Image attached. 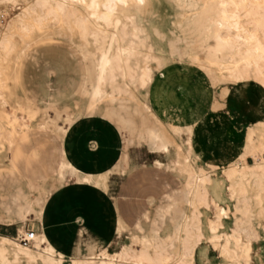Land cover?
<instances>
[{"label":"bare ground","instance_id":"6f19581e","mask_svg":"<svg viewBox=\"0 0 264 264\" xmlns=\"http://www.w3.org/2000/svg\"><path fill=\"white\" fill-rule=\"evenodd\" d=\"M166 2L170 38L165 49L173 60L209 69L219 81L246 85L252 79L259 83L262 94L254 93L253 106L263 113V120L250 127L247 148L254 152L258 146L264 147V16L260 10L252 6L253 0ZM125 3L127 7L123 6ZM0 4L20 6L16 18L9 23L8 32L0 38V168L14 167L12 147L15 139L31 127L28 122L19 126L20 130L15 129L7 105L18 113H12L15 122L25 118L19 114L21 111L36 127L56 133L63 144L58 169L48 179L38 183L29 181L31 186L23 197L24 206L16 205L12 210L0 201V221L16 224L18 235L28 233L27 224L36 226L30 246L0 235V264H64L66 259H70V264H112L115 259L122 264H194L196 249L203 240L223 241L220 253L230 264H248L251 234L245 222L252 217L250 197L257 200L253 208L262 210L264 215V157L255 158L253 164L237 161L224 171L229 195L235 201L231 210L233 216L229 217L227 208L212 196V179L203 172L202 157L194 152L195 127L165 123L152 112L151 100L137 107L135 115L128 110L127 102L133 96L129 87L135 92L143 89L145 95H149L157 75L168 66L166 58L163 60L153 53L159 49L156 39L158 42L166 39V35L150 23L158 11V3L155 6L154 0H143V5L138 0H0ZM58 37L75 45L74 50L84 64V101L77 103L72 112L61 109L65 115L54 111L55 117L51 119L47 109L34 107L27 97L18 96L16 86L20 84L19 69L23 59L40 44ZM98 105L102 106L103 119L118 131L127 133V136L121 135L126 148L145 145L155 155L150 164L184 179L187 211L180 216L171 233L164 235L159 229L151 234L129 230L128 242L119 251L109 252L106 248L83 256L77 242L70 239L72 230L62 227L49 232L45 209L53 192L67 188L69 179L77 185L105 189L110 171L125 174L132 165L129 152H119L112 168L98 172L90 164L85 169L82 158L65 145L68 130L76 118H91ZM60 119L65 126L58 124ZM169 156L171 160L164 159ZM225 182L217 179L224 196ZM207 196L212 197L207 199ZM12 198L15 203L17 198ZM211 206L215 209V217L205 219L206 229L203 230L199 207L207 210ZM226 217L230 218L229 226L222 223ZM243 236L246 243L242 241ZM58 238L71 240L67 250ZM239 251L245 254V261L239 258Z\"/></svg>","mask_w":264,"mask_h":264},{"label":"rangeland","instance_id":"374dc122","mask_svg":"<svg viewBox=\"0 0 264 264\" xmlns=\"http://www.w3.org/2000/svg\"><path fill=\"white\" fill-rule=\"evenodd\" d=\"M154 1L155 6L158 3L156 7L158 11L155 17L151 18L150 23L160 27L157 30H161L160 32L166 35V39L160 42L156 39L159 49H155L153 53L161 56L163 60L166 58L164 61L168 66L157 75L149 95H145L146 91L143 89L135 92L132 86L129 87L133 96L127 102L128 110L135 115L134 110L137 107L146 100H151L152 112L165 123L195 127L194 152L202 157L200 162L203 172L212 179L210 184L213 188L212 196L221 201L219 203L227 208L229 217H232L231 210L235 201L229 195L228 181L224 171L237 161L244 160L246 163L253 164L255 158L264 157V147L258 146L254 152L247 148L250 127H254L256 121L263 120V113L253 106L255 105L254 93L261 96L262 89L259 83L252 79L246 85H242L241 82L219 81L215 73L209 69L202 70L194 64L173 60L165 49V43L170 38L168 4L166 0ZM19 9L18 5L7 7L6 4H0V31L2 30L0 38L8 32L9 23L16 18ZM191 22L194 21L191 20ZM163 23L167 26L164 27ZM74 48L75 45L63 37L53 38L50 42L37 46L20 64V84L16 86V93L19 94L18 96L24 95L31 100L34 107L47 109L51 119L55 117L54 111L65 108L72 112L77 108V103L84 101L82 92L85 88V68ZM98 107L91 118L85 116L76 118V122L68 130L69 138L65 139V145L73 148L78 157L82 158V166L85 169H88L87 165L90 164H93L98 172L112 168L119 152H129L132 165L127 168L128 171L125 174L117 170L110 171L105 189L91 185H77L73 179H69L67 188L62 187L53 192L45 209L50 233L62 227L74 228L75 226L70 239L77 242L79 253L83 256L98 253L106 248L109 252L119 251L124 243L128 242L127 238L131 230H141L151 234L159 229L164 235L167 232L171 233L179 222L180 216L187 211L184 179L165 168L150 164L155 155L151 154L145 145H132L126 148L121 135L127 136V133L118 131L110 122L103 119L102 106L98 105ZM6 109L15 129L20 130L23 124L29 122L31 126L29 144L40 145L42 141L48 142L51 136L41 131L45 130L58 140L61 148L63 147L56 133L42 128L39 130L21 111L18 112L25 115L23 119L25 121L15 122L13 119L16 111H11L9 105ZM61 113L65 115L63 111ZM58 124L65 126L62 119L58 120ZM232 124L242 125L245 128L244 139L236 144L234 156L226 160L221 153L223 150L221 133L229 130ZM206 131H212L209 140H206ZM210 146L213 147L212 152L219 154L220 157L206 156L210 152ZM164 159L171 160L172 156ZM30 164L34 170L37 169L36 163L30 161ZM135 164L142 165L135 167ZM12 174L13 170L7 166L0 168V201L15 210L16 205L24 206L23 197L31 185L29 182L16 179ZM219 178L226 181L225 196L217 185ZM12 197L17 198L15 203ZM211 197L207 196V199ZM250 202L254 211L252 210V217L245 222L251 234L248 264H258L260 261L264 264V215L262 210L253 208V204L257 202L255 197H250ZM103 213H109L111 219L113 216L111 223L103 224ZM214 213L213 206L207 210L199 207V215L203 219V230L206 229L205 219L213 220ZM229 217L222 220L223 225L229 226L231 223ZM12 227L17 232V225L14 224ZM35 227V224H27L25 230L26 232L27 229L36 231ZM13 238L16 239V237ZM57 240L62 243L63 248L68 249L69 246L65 243L66 241L70 243L71 240L62 238ZM242 241L247 242L245 236ZM222 242L203 240L196 249L194 264H230L220 253ZM238 255L245 261L244 253L239 251ZM64 264H70V259H66ZM112 264L122 263L115 259ZM243 264L246 263L243 262Z\"/></svg>","mask_w":264,"mask_h":264},{"label":"crops","instance_id":"0c3cea01","mask_svg":"<svg viewBox=\"0 0 264 264\" xmlns=\"http://www.w3.org/2000/svg\"><path fill=\"white\" fill-rule=\"evenodd\" d=\"M31 129V128H30ZM30 129L23 131L16 139L12 147V163L14 167L13 176L22 181H40L51 177L55 170L58 169L61 162V144L55 137L48 131L41 130L43 133L50 134L48 142H40V145H32L28 143L30 135ZM245 128L242 125L232 124L229 130L222 131V154L226 160L231 159L234 156L236 144L240 143L244 139ZM212 131H206V140H209ZM211 147V146H210ZM207 153L208 158L220 157L219 154L213 153V147L209 148ZM251 158V157H248ZM34 162L37 164V169H33L30 164ZM109 203V202H108ZM111 207V206H110ZM113 219V216H112ZM111 215L109 213H103V224H109L112 222ZM68 230L75 228L66 227ZM0 235L7 237H16V229L10 224H6L0 221ZM69 241H66L68 244Z\"/></svg>","mask_w":264,"mask_h":264},{"label":"built area","instance_id":"2783aa9c","mask_svg":"<svg viewBox=\"0 0 264 264\" xmlns=\"http://www.w3.org/2000/svg\"><path fill=\"white\" fill-rule=\"evenodd\" d=\"M27 230L28 233L25 235H16V239L18 240V242L24 246H30L31 241L33 240L35 235L34 231H30L29 229Z\"/></svg>","mask_w":264,"mask_h":264},{"label":"snow or ice","instance_id":"6c2138e0","mask_svg":"<svg viewBox=\"0 0 264 264\" xmlns=\"http://www.w3.org/2000/svg\"><path fill=\"white\" fill-rule=\"evenodd\" d=\"M138 2L143 5V0H138ZM123 6L127 7L128 5L125 3ZM252 6L258 8L262 16H264V0H253ZM189 131H191V129H189Z\"/></svg>","mask_w":264,"mask_h":264}]
</instances>
